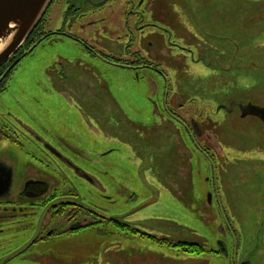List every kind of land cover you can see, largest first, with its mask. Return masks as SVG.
Here are the masks:
<instances>
[{
  "label": "flooded vegetation",
  "instance_id": "1",
  "mask_svg": "<svg viewBox=\"0 0 264 264\" xmlns=\"http://www.w3.org/2000/svg\"><path fill=\"white\" fill-rule=\"evenodd\" d=\"M89 4L91 11L86 13L83 9ZM50 6L27 43L0 67V98L9 93L15 72L28 55L33 56L39 46L47 48L66 39L89 59L114 72L120 70L131 80L112 89L109 80L95 78L97 71L89 62H77L76 75L63 63L59 67L57 88L62 90L67 112L73 102L78 103L71 109L77 118L66 117L63 123L68 120L67 129L78 137L76 143L82 141V147L45 122L29 123L17 116L15 112L24 107L18 98H14V110L0 101V264L73 263L66 243L90 232L117 236L120 239L114 241L119 244L145 240L203 264L214 259L223 260L222 264H263L264 237L258 234L251 247H244L239 230L225 220L210 236L194 233L177 240L139 224L155 217L139 216L158 203L156 191L194 188L196 178L205 177L213 186L208 193L212 204L219 197L216 186L223 177L224 143L246 155L236 161L247 165L248 175L253 166L264 171V122L247 109L262 105L230 88L238 78L245 82L244 71L252 76L260 61L258 52L264 53L252 36L241 37V24L252 22L251 8L243 20L239 11L224 16L227 24L210 38L211 43L185 39L197 33L195 23L201 15L188 9L189 13L178 9L173 15L162 0H53ZM58 7L63 21L59 28H52L47 16ZM91 15L114 19L119 26L126 18L128 27L117 36L118 44L99 46L94 39L68 32L70 19L81 21ZM233 28L237 34L232 35ZM179 37H185L183 43L176 42ZM46 72L51 73V65ZM129 84L145 89L143 103H136L134 93L127 92ZM119 87L126 94L119 95ZM248 122L260 128L259 136L240 137L239 147L234 139L223 140V127ZM252 149L260 153L250 156ZM92 151L97 156H91ZM128 187L135 189L130 192ZM142 192L144 198L138 194ZM117 195H123L127 203L140 200L119 211Z\"/></svg>",
  "mask_w": 264,
  "mask_h": 264
},
{
  "label": "rangeland",
  "instance_id": "2",
  "mask_svg": "<svg viewBox=\"0 0 264 264\" xmlns=\"http://www.w3.org/2000/svg\"><path fill=\"white\" fill-rule=\"evenodd\" d=\"M74 1L76 2V0ZM162 1H164V4L166 3L167 9L173 15L179 9L182 12L189 11L192 12L190 14L199 15V17L201 15L203 17L200 20L196 19L195 32L197 33L189 35L186 38L183 37L186 40L194 42H200L202 39H205L210 40L212 43L210 38L218 34L224 24H227L225 23L227 20H225L224 16L239 11V19L243 20L245 18V11L251 8L252 22L249 23L247 21L245 24H241V37L252 36L253 41H258L261 44H258V50L264 49V0ZM91 7L92 4H89L87 8L83 9L84 12L89 13ZM193 8L197 9L193 10ZM62 13L61 7H58L47 16L50 17L49 22L52 28H59V25L63 21ZM218 14L221 16H217ZM117 16L118 18L122 17L120 14H117ZM131 24L133 27V22ZM111 25L118 27H112ZM67 27L68 32L74 35H82L86 39H94V43L99 46L107 44L108 47H112L118 44L116 38L118 35L124 33L128 24L126 23V18H123L122 26H119L114 19L104 21L97 15H91L81 21H79V18L76 20L70 19ZM105 28L108 33L104 31ZM232 31V35L234 33L237 34L235 28ZM110 33L113 34L110 35ZM183 38L179 37L176 39L177 41L173 38V40L179 44V42H184ZM258 53L260 55L257 58L260 61H258L256 71L251 77L247 70L244 71L245 82L238 78L239 81L236 82V86L231 85L230 88L234 94H239L244 98L247 96L253 97L257 99L256 101H259V105L264 106V53ZM63 60L67 62H63ZM82 61L91 63L97 71L95 78L98 80H109L112 83V89L118 83H130L128 80L131 79H128V76L122 71L119 70L118 72L115 70L114 72L107 69L100 62L89 59L82 48L76 47L72 40L66 39L65 41L61 40L58 45L49 44L47 48L39 46L33 56L31 54L28 55L15 72V78L9 86V93L0 98L1 103L6 106H12L11 109L14 110V106L16 105L14 98H18L20 101H23L24 107L19 112H15L18 109L14 111L16 114L18 113L17 116H21L22 119L29 123L40 121L41 124L45 122L46 126H53L58 133L64 134L65 139L67 138L68 141L75 142L78 140V137L71 135V132L67 129L66 122L68 120H65L64 123L63 120L69 116L72 118V121L77 118L74 110L71 111V109L77 108L78 103L73 102L74 105L72 104V108L70 107V113L67 112L63 104L64 96L62 90L60 91V88H57V85H60L58 79L60 72L58 69L62 67L63 63L65 68L68 67L71 73L76 75L77 62ZM49 65H51L50 74L46 72ZM248 82L254 85H246ZM183 83V77L181 76L180 88ZM243 83L246 84L243 85ZM49 88H51L50 91H48ZM120 89L119 87V95L126 94V92ZM127 92L129 94L134 93L136 96L134 101L136 103L144 102L142 100V95L145 92L143 87L129 84ZM72 121L70 120L69 122L75 126ZM59 123L62 124L59 125ZM261 128L264 149V127L261 126ZM260 132V128L256 124L248 122L246 124L227 125L222 128L221 134L224 141L234 139L236 140V146L239 147L240 143L243 144V142L238 140L240 137L245 135L259 136ZM74 144L82 147V141L81 144L76 142ZM223 145L225 147L224 150L227 152L222 167L223 177L220 179L221 185L216 186L219 197L216 196L212 204H209L210 197L208 193L214 191L213 186L205 182V177L201 179L196 178L192 182L194 188L156 191V195L157 193L160 195L158 203L152 207L145 208L141 214L139 213L140 218L145 214L146 216L151 214L155 217L153 219L142 220L143 223H139L140 226L157 231L161 235H169L175 238L174 240H177L179 238H188V236L193 237L194 233L210 236V233L213 230H217L218 226L225 220L226 225L229 224L239 230L244 247H251L254 241L257 240L258 234L263 239L264 171L253 166L252 174L248 175L247 171L249 168L247 165L240 166V162L236 161V158L239 156L244 158L246 155L233 151L230 145L226 146L225 143ZM254 147H258V145ZM103 148L101 146V149ZM126 152H129L128 148H126ZM95 153L92 151L91 156L94 157ZM257 153H260V151L252 149L250 156H254ZM78 161L83 164L85 163L79 158ZM126 163L124 166L128 168V164ZM149 168L152 169L151 165ZM199 168L202 169L203 166L199 165ZM204 174L207 175V172ZM131 183L135 187V182ZM134 187H128V190L132 192L133 190L131 189H135ZM109 189L110 192L115 191L113 188ZM83 192L85 194L89 193L85 189H83ZM130 192L128 193L130 194ZM97 194L98 196L100 195L98 192ZM138 194H141L142 198H144L143 192ZM116 198L119 199L118 209H116H120L119 211L131 208L132 205L138 203L140 200L138 198L131 203H127L123 195H117ZM95 199L96 202H99L97 198ZM117 239L120 238L117 236L111 237L109 234L101 232H90L89 234L79 235L73 241L66 243L69 260L73 262L70 264H203L202 261L187 257L168 247H159L152 244V242L134 240L131 242L124 241L122 244H119L114 241ZM222 261L214 259L211 264H222Z\"/></svg>",
  "mask_w": 264,
  "mask_h": 264
},
{
  "label": "water",
  "instance_id": "3",
  "mask_svg": "<svg viewBox=\"0 0 264 264\" xmlns=\"http://www.w3.org/2000/svg\"><path fill=\"white\" fill-rule=\"evenodd\" d=\"M53 0H0V67L27 43ZM33 50L26 53L29 54ZM264 122V106H248Z\"/></svg>",
  "mask_w": 264,
  "mask_h": 264
},
{
  "label": "trees",
  "instance_id": "4",
  "mask_svg": "<svg viewBox=\"0 0 264 264\" xmlns=\"http://www.w3.org/2000/svg\"><path fill=\"white\" fill-rule=\"evenodd\" d=\"M39 25H40V24H39ZM39 25H38V26H39ZM38 26H37V27H38Z\"/></svg>",
  "mask_w": 264,
  "mask_h": 264
}]
</instances>
